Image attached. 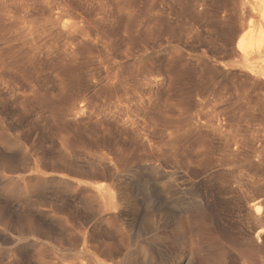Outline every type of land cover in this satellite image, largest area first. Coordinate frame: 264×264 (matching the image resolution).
Wrapping results in <instances>:
<instances>
[{"label":"rangeland","instance_id":"obj_1","mask_svg":"<svg viewBox=\"0 0 264 264\" xmlns=\"http://www.w3.org/2000/svg\"><path fill=\"white\" fill-rule=\"evenodd\" d=\"M5 2L0 211L19 224L0 230V264L11 239L21 264H66L85 246L104 260L123 233L115 264H264V85L236 49L247 0ZM99 184L129 200L103 207Z\"/></svg>","mask_w":264,"mask_h":264},{"label":"bare ground","instance_id":"obj_2","mask_svg":"<svg viewBox=\"0 0 264 264\" xmlns=\"http://www.w3.org/2000/svg\"><path fill=\"white\" fill-rule=\"evenodd\" d=\"M246 2V1H245ZM244 2V3H245ZM1 4H6L5 0H0ZM247 5L249 10H247L249 12V22L244 25L243 27H241V34L240 36H238V40L236 43V49L238 51V53L241 55L243 61H245V70L247 71V76L248 80H250V82H248L249 84L252 83V85H250L251 87L253 86L254 89H258V87L255 88L254 85H260V87H263L261 85H264V0H247ZM244 6V4H242ZM245 7V6H244ZM247 8V9H248ZM246 13V12H245ZM247 17V18H248ZM69 21V20H68ZM66 24V23H65ZM21 26L23 28L24 31H26V33L30 32V27L28 25V21L25 17H22L21 19ZM67 27V26H65ZM69 27V26H68ZM67 27V28H68ZM244 70V71H245ZM246 73V72H245ZM247 80V79H246ZM247 82V81H246ZM250 91V90H249ZM264 91V90H263ZM246 93V92H245ZM261 93V92H260ZM263 97V96H261ZM264 100V99H263ZM214 109V108H213ZM214 111V110H213ZM222 113V112H221ZM220 114V113H219ZM219 116V115H218ZM222 117V116H221ZM220 117V118H221ZM226 118V117H225ZM233 118V117H232ZM222 119V118H221ZM232 121V119H230ZM218 121V120H217ZM216 121V122H217ZM236 121V120H235ZM209 122V121H208ZM207 122V123H208ZM224 123V122H223ZM228 123V122H227ZM218 124V123H217ZM216 124V125H217ZM234 124V123H233ZM211 125V124H210ZM209 126V124H208ZM207 126V127H208ZM220 126V125H219ZM227 126V125H226ZM236 126V125H235ZM206 127V128H207ZM218 127V125H217ZM230 127V126H229ZM209 128V127H208ZM220 128V127H219ZM222 128V125H221ZM226 129V128H225ZM229 129V128H228ZM238 129V128H237ZM217 130V128H216ZM240 130V129H239ZM211 131V130H210ZM218 131V130H217ZM219 132V131H218ZM217 132V133H218ZM221 133V132H220ZM226 133V132H225ZM230 133V131H229ZM238 133V132H237ZM239 134V133H238ZM241 134V133H240ZM221 135V134H220ZM245 135V134H244ZM217 136V135H216ZM223 136V135H222ZM234 136V134H233ZM243 136V135H242ZM213 137V136H212ZM219 137V136H218ZM235 137V136H234ZM245 137V136H244ZM237 138V137H236ZM240 138V137H239ZM246 138V137H245ZM226 139V138H224ZM223 139V140H224ZM230 139V138H229ZM247 139V138H246ZM227 140V139H226ZM228 141V140H227ZM242 141V140H241ZM225 143V142H224ZM248 143V142H247ZM246 143V144H247ZM230 145V143H228ZM242 144V143H241ZM222 146V145H221ZM227 146V145H226ZM248 146V145H247ZM239 147V146H238ZM222 148V147H221ZM233 148V147H232ZM237 148V147H236ZM242 148V146H241ZM235 149V147H234ZM221 151V149L219 150ZM235 151V150H234ZM240 151V150H239ZM246 151V150H245ZM249 151V150H248ZM229 152V151H228ZM236 152V151H235ZM241 153V152H240ZM238 155V154H237ZM261 156V155H260ZM228 157V156H227ZM240 157V156H239ZM229 158V157H228ZM253 158V157H252ZM236 159V158H235ZM258 159H260L258 157ZM223 160V159H222ZM238 160V159H237ZM242 160V159H241ZM246 160V158L244 159ZM248 161V160H247ZM222 162V161H221ZM234 162V161H233ZM237 162V161H236ZM229 163V162H228ZM243 163V160H242ZM210 164V163H209ZM215 164V163H214ZM231 164V163H230ZM236 164V163H235ZM240 164V163H239ZM244 164V163H243ZM239 166V165H238ZM210 167V165H209ZM215 167V166H214ZM221 167V166H220ZM113 171V170H111ZM102 174V173H101ZM110 176V175H109ZM61 179V178H60ZM37 184L39 188H41L44 184L48 185V182H42L41 179L40 180H36ZM39 181V182H38ZM46 181V180H45ZM63 182V181H62ZM25 183V186L23 185L22 188H24L22 191V193L26 194L27 191L26 189L29 188L28 184ZM32 184V183H30ZM50 184V183H49ZM52 184V183H51ZM44 185V186H45ZM86 188V187H85ZM28 190V189H27ZM31 190V189H29ZM124 190V189H123ZM89 193V198L93 199V201L96 200V202L101 203V205L105 208H109V209H113V210H119L122 205H124L126 203L128 199V194L126 192H119L118 194H114L113 190L111 188V186L107 185V184H99L97 186H92L90 187V189L88 190ZM87 195V194H86ZM85 196V195H84ZM88 198V199H89ZM89 199V200H90ZM86 202V201H85ZM94 203V202H93ZM99 207V206H98ZM101 208V207H100ZM259 210V208H258ZM256 212L257 209L255 210ZM255 212V213H256ZM260 212V211H259ZM157 216V217H156ZM161 216L159 215L158 210H155L151 213V215L149 217H147L145 220H142L143 222L145 221V223H143L144 225H140L139 226V232L141 235H145L146 233L148 234L149 231L151 230H155L158 228V226L161 225ZM163 217V216H162ZM156 219V220H155ZM12 221V220H11ZM6 216L5 213L0 211V230L3 231H7V230H11L12 228L14 229L17 228L16 226L19 223H12ZM30 222V221H29ZM140 223V222H139ZM163 223V222H162ZM35 224V223H34ZM30 225V224H29ZM37 225V224H35ZM35 225L31 227V230L34 232V227ZM38 227V226H36ZM33 228V229H32ZM29 229V228H28ZM37 229V228H36ZM16 230V229H15ZM40 230V229H39ZM29 231V230H28ZM31 231V233H32ZM38 231V229H37ZM261 232V231H259ZM126 233H128V231H126ZM258 233V232H257ZM260 234V233H259ZM125 234L123 233V235H121V237L123 238ZM260 237V236H259ZM121 238L120 241V245L119 246H113L112 248L108 249V251L106 252V257L104 258V260H100L97 259L96 256H94L88 249L87 246H85L82 250L78 251L76 254V257L73 258L71 261L67 262L66 264H115L114 262L116 260H113L114 257L118 256L121 253V248L120 246H124V242ZM22 240V239H21ZM11 243L14 244V247L9 249V251H6V255L3 256L4 257H8L11 264H21L22 261V257L24 254V250L23 248L19 245V240H10ZM5 252V251H4ZM2 256V257H3ZM43 259V258H42ZM156 264H160L159 261V257L156 256ZM24 260V259H23ZM44 260V259H43ZM114 261V262H113ZM41 262H43L41 260ZM9 263V264H10ZM23 263V262H22ZM43 264H52L49 262H45Z\"/></svg>","mask_w":264,"mask_h":264}]
</instances>
